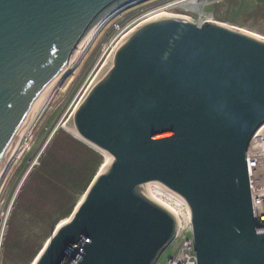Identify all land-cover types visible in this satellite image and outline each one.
Here are the masks:
<instances>
[{
	"label": "water",
	"instance_id": "1",
	"mask_svg": "<svg viewBox=\"0 0 264 264\" xmlns=\"http://www.w3.org/2000/svg\"><path fill=\"white\" fill-rule=\"evenodd\" d=\"M140 0H0V170L43 89L101 19ZM264 123V41L215 23L160 18L116 45L68 118L110 156L33 264H156L181 198L197 264H264L246 147Z\"/></svg>",
	"mask_w": 264,
	"mask_h": 264
},
{
	"label": "rangeland",
	"instance_id": "2",
	"mask_svg": "<svg viewBox=\"0 0 264 264\" xmlns=\"http://www.w3.org/2000/svg\"><path fill=\"white\" fill-rule=\"evenodd\" d=\"M173 1L176 0H146L125 10L121 13L123 27ZM199 3L200 11L211 18L264 38V0H200ZM175 14L193 22L199 19L196 13L183 10ZM106 25L77 68L61 82L27 141L21 144L14 160L0 176V264H30L57 223L71 213L102 162L97 152L59 128L93 69L102 60L107 59L104 66L108 64L109 53H103L114 32L111 21ZM150 193L153 199L164 200L158 192ZM181 232L190 236L184 227ZM169 254L167 249L156 264H165Z\"/></svg>",
	"mask_w": 264,
	"mask_h": 264
},
{
	"label": "bare ground",
	"instance_id": "3",
	"mask_svg": "<svg viewBox=\"0 0 264 264\" xmlns=\"http://www.w3.org/2000/svg\"><path fill=\"white\" fill-rule=\"evenodd\" d=\"M144 1H146V0L137 1L132 6H129L127 8H131V7H133V6H135V5L139 4V3H142ZM199 1L200 0H176V1H173V2H169V3L163 4V5L159 6V7L155 8V9H153V10L147 12V13H145L144 15H141L140 17L136 18L134 21H132L128 25V27H127L128 29L123 34V37L121 39H123L125 36H127L128 34L133 32L138 26H140V25H142V24H144L146 22H150V21H153V20H156V19H160V18H183V19H187V18H184V17H179L178 15L175 14V12L177 10H183V11H187V12H191V13H196L198 15L199 19L197 21H195V23L197 25H202V24H205V23H215V24H219V25L225 26L227 28L236 30L238 32H241L243 34H246L248 36L256 38L258 40L264 41V38L260 37V35L259 36L255 35V34H253V32L249 33V32H247V30L245 31L242 28L239 29L237 27H232L230 25L221 23V22L215 20L214 18H211V15L208 16V14L204 13L203 11H200L202 5L199 3ZM127 8L123 7V8H119V9H116L113 12H111L109 15H107L106 17L101 19L98 23H96L86 33V35L79 41V43L77 44V46L74 49V52H73L72 56L69 58L67 63L60 70V72L51 80V82L43 89V91L41 92V94L39 95L37 100L35 101L34 105L32 106L28 116L26 117L25 121L23 122L22 126L20 127V129H19V131H18V133L16 135L15 141L13 142V145L11 146V149H10L8 155H7V158H6L2 168L0 170V176H2L1 174L3 173V171H5V169L10 164V162L12 161L14 156L18 153L21 144L23 142L27 141L33 125L37 121L38 117L42 113H44L43 111L45 109L47 110L46 107L49 104L50 100L53 99L52 97H53L54 93L56 92L57 88L60 86L61 82L64 80V78L68 74L72 73L77 68V66L80 64V62L83 59L84 55L86 54L87 50L90 48V46L95 41V38H97L99 33L101 32V29L103 28V25L114 14L119 13L120 11H124V9H127ZM187 20H190V19H187ZM115 44H113L108 49L110 51H107L109 53V54L106 55V57L109 59L107 63H109L110 57L112 56L113 51H114V49H115V47H116V45L118 43L116 45ZM105 53L106 52H104L103 55ZM106 60L105 61H103V60L100 61L98 66L93 69L92 73L88 77V79L85 82L83 88L81 89V91L79 92V94L77 95L75 100L73 101L69 111L67 112L65 118L63 119V121L61 123V128H59V130H63L64 132L69 134L72 138H74L78 142L84 144L85 146L89 147L90 149L94 150L95 152H97L102 157V162H100L101 164H100L98 170L96 171L95 175L97 173H99L102 170V168H104L110 162L111 158H110V156H108L104 152H101V151L95 149L94 147H92L91 145H89L88 143L84 142L76 134V132L69 126L68 118H69L70 114L72 113V111L74 110V108L77 106V104L80 101V99L83 96V94L86 92L88 87L92 84V82H93V81H91L92 77H96L98 72H100L101 68L104 67V63L106 62ZM20 152H21V150H20ZM40 157L41 156H39V158ZM39 158L36 160L35 164L37 163ZM35 164H34V166H35ZM33 167L29 171V173L27 174V176L25 178V181H26L27 177L29 176V174L31 173V171L33 170ZM25 181L23 182L22 186L24 185ZM22 186H21V188H22ZM21 188H20V190H21ZM20 190H19V192H20ZM85 191H86V189H85ZM85 191H83L82 194L77 199V202H76L74 208L72 209L71 213L65 219H63L62 221L57 223V225L55 226L53 231L50 233V235L44 241L41 249L38 251V253L34 256L32 261L30 262V264H33L35 262L37 256L39 255L41 250L44 248V246L47 244V242L49 241V239L52 236L53 232L59 226H61L62 224L66 223L69 220V218L71 217L73 211L75 210V208L78 206V204L80 203V201L84 197ZM146 191H147V194H148L150 199H152L157 204L161 205L163 208L168 210L174 216V218L176 219L177 231L178 232L183 227L186 228V229H190L189 228V211H188V208H187L185 202L181 198H179L175 194L165 190L164 188L159 186L157 183H149V184H147L146 185ZM150 191L158 192L159 194H161L163 196V199L165 201L162 200V199H160L159 201L155 200V198L153 199ZM19 192H18V194H19ZM12 207H13V205L10 208V212L12 210Z\"/></svg>",
	"mask_w": 264,
	"mask_h": 264
},
{
	"label": "built area",
	"instance_id": "4",
	"mask_svg": "<svg viewBox=\"0 0 264 264\" xmlns=\"http://www.w3.org/2000/svg\"><path fill=\"white\" fill-rule=\"evenodd\" d=\"M127 9H124V11ZM124 11L114 14L103 25L104 28V26H107L106 24L111 21L112 32H114V36L108 43L105 52L110 51L108 49L113 44H117L128 29L127 27L130 23L123 27L124 18L121 19V13ZM244 172L245 179L250 189L253 220L256 225V232L257 234L264 235V123L255 131L246 147ZM167 249H170V254L165 264H197L196 253L191 236L181 232V230L176 232L174 239L166 250Z\"/></svg>",
	"mask_w": 264,
	"mask_h": 264
}]
</instances>
